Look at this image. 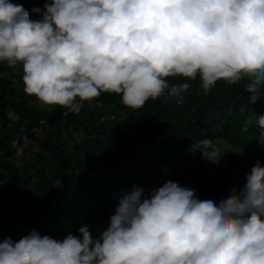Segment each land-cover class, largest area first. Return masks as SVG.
I'll return each mask as SVG.
<instances>
[{
    "label": "clouds",
    "instance_id": "1",
    "mask_svg": "<svg viewBox=\"0 0 264 264\" xmlns=\"http://www.w3.org/2000/svg\"><path fill=\"white\" fill-rule=\"evenodd\" d=\"M30 11L40 19L0 0V62L19 64L24 93L65 115L101 93L140 109L197 77L205 95L220 80L245 81L250 101L264 95V0H45ZM247 123L264 145V113ZM190 151L218 166L224 146L205 137ZM77 232L5 237L0 264H264V165L219 200L171 180L133 186L98 236Z\"/></svg>",
    "mask_w": 264,
    "mask_h": 264
},
{
    "label": "trees",
    "instance_id": "2",
    "mask_svg": "<svg viewBox=\"0 0 264 264\" xmlns=\"http://www.w3.org/2000/svg\"><path fill=\"white\" fill-rule=\"evenodd\" d=\"M10 2L37 20L30 10H43L45 0ZM21 76L19 64L0 62V241L33 229L59 240L77 235L82 225L95 237L133 186L146 194L171 180L194 189L199 199L219 200L233 185L243 186L258 160L264 165L259 127L247 123L252 113H264V95L250 101L243 80L217 81L205 95L197 77L185 91L150 99L140 109L101 93L79 113L65 115L64 108L25 94ZM9 98L14 101L6 108ZM9 111L18 119L9 120ZM205 137L224 146L218 166L196 165L201 154L190 146ZM24 145L32 152L21 158L17 149Z\"/></svg>",
    "mask_w": 264,
    "mask_h": 264
},
{
    "label": "rangeland",
    "instance_id": "3",
    "mask_svg": "<svg viewBox=\"0 0 264 264\" xmlns=\"http://www.w3.org/2000/svg\"><path fill=\"white\" fill-rule=\"evenodd\" d=\"M13 101H14L13 98L6 99L5 101H3V106L7 108L8 105H9L11 102H13ZM21 150H22V154H20L21 158L24 157V155H28L30 152H32L31 147H30L29 145H24V146L22 147ZM224 150H225V149H224ZM229 151L234 152L235 154H237V155L240 156L241 158H244V157L242 156V154H241L239 151L235 150V148H231ZM37 156H38L39 158H43V156H41V155H39V154H37ZM205 163H208V162H206V161L202 158V156H200V157H199V160L196 161V165H198L199 167L202 166V164H205Z\"/></svg>",
    "mask_w": 264,
    "mask_h": 264
}]
</instances>
